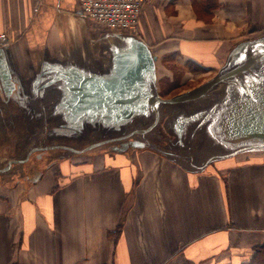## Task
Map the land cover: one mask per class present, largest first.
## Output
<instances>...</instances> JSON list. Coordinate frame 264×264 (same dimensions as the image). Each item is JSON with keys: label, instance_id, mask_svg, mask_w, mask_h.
Here are the masks:
<instances>
[{"label": "crops", "instance_id": "obj_1", "mask_svg": "<svg viewBox=\"0 0 264 264\" xmlns=\"http://www.w3.org/2000/svg\"><path fill=\"white\" fill-rule=\"evenodd\" d=\"M146 1L136 35L156 57L162 98L205 82L235 44L264 34V0H217L199 10L207 18L192 0ZM0 32L10 39L0 47V264H215L264 244L263 153L184 169L116 135L129 154L64 160L59 177L54 161L34 178L31 166L13 170L28 164L44 119L53 132L70 125L71 77L110 74L118 40L132 34L82 18L77 0H0Z\"/></svg>", "mask_w": 264, "mask_h": 264}, {"label": "water", "instance_id": "obj_2", "mask_svg": "<svg viewBox=\"0 0 264 264\" xmlns=\"http://www.w3.org/2000/svg\"><path fill=\"white\" fill-rule=\"evenodd\" d=\"M155 59L141 39L133 35L120 37L113 52L110 74L95 78L76 73L71 77L69 88L74 100L71 115L65 118L70 125L59 133L72 137L68 134H78L73 129H81L84 123L98 122L103 128L119 130L125 129L135 118L144 117L155 122L163 118L167 120L165 125L172 127L181 122L195 123L197 128L189 132V139L194 135L202 137L208 127H224V131L212 139L223 146L217 145V150L211 152L197 149L201 157L194 164L188 158L192 140L187 139L185 145L177 140L173 147L164 150L141 141V145L161 151L184 169L192 166L203 170L212 162L240 153L264 152V34L235 44L211 78L169 98L158 94ZM60 71L57 77L63 80L64 71ZM75 103L82 106L81 110L73 107ZM70 128L72 130L68 131ZM121 133L119 139L129 135Z\"/></svg>", "mask_w": 264, "mask_h": 264}, {"label": "rangeland", "instance_id": "obj_3", "mask_svg": "<svg viewBox=\"0 0 264 264\" xmlns=\"http://www.w3.org/2000/svg\"><path fill=\"white\" fill-rule=\"evenodd\" d=\"M154 0H152L153 2ZM159 1H164V0H155V2L161 3ZM146 0L145 3L143 5L142 8V12L143 9L145 7L146 4ZM201 1H199L200 3ZM198 4V3H197ZM200 5V4H199ZM141 12V14H142ZM199 14H201V12H199ZM203 15V17L207 18L206 15ZM141 17V15H140ZM139 24H140V18H139V22L136 26L135 29L131 30V31H127V33L129 34H134L135 37H137L136 32L138 31L139 28ZM173 61H171L172 63ZM174 72L176 71V76H178L179 74V70L174 69ZM178 84V79L177 77H175V79L171 82L170 86H177ZM191 85L186 86L190 87ZM192 89V88H190ZM188 89V90H190ZM168 90L167 88H162L161 94L162 95H166L165 91ZM178 92H176V90H171V92H169V94H176ZM47 119V118H46ZM44 119L45 121H47L49 124L47 125L48 127H45V129L48 131L46 132H39V133H34V148H36V150H34V152L32 153V155L30 156V159L28 161L27 165H18V166H12L13 170L14 169H19L22 168L23 170L29 166H31V172H30V177L34 178L38 175V173H42L43 170L45 169L46 165L48 163H50L51 161H54V163L59 162L58 159H62V158H66L62 161H68V164L70 163V161H75V160H83V158H87L93 155H97L96 153H108L107 155H111L115 152H117L119 150V153H125V154H129L133 148L131 146V144H127V145H122V141L126 142L127 140H135V141H148L151 142V144H153L154 146H156L158 149L159 148H168L171 147L173 143H177L178 138H176V134L174 133L171 129V126L165 125V122L167 120H162L161 118H159L157 120V122L155 121H149L144 117H139V118H135L128 126H126V128H120L119 130H114L111 128H103L101 127L100 124H98V122H96L97 124H86L84 123L82 125V133H78V134H68L70 136L73 137V135H78L75 136V140L73 141V139H69V137L67 139H65L67 136L65 134H61L58 132H53V129H51L53 127V119L49 118V119ZM39 121L40 118H34V121ZM42 121V119H41ZM40 121V122H41ZM39 122V124H40ZM155 122V123H153ZM51 124V125H50ZM51 126V127H50ZM42 129V128H41ZM124 129V130H123ZM135 130V132H134ZM141 131V132H138ZM124 132V134H127L129 132V136L125 139V138H120V140L122 141H115L112 142L111 138H114V136H116L118 134L121 135ZM130 132H132L130 134ZM121 133V134H120ZM181 134V133H180ZM181 136L183 138L189 139L190 137V133L186 132L185 134L182 133ZM65 137V138H64ZM108 140V142L105 143H100L102 141ZM190 141V145H189V151L190 153L188 154V158L191 159L193 162H199L198 159L199 157H201L199 155V153L196 152L197 149L194 148V145H196V141L198 142L199 140H201L200 136H196L194 135V137ZM179 141V140H178ZM94 145V146H92ZM185 145V144H184ZM56 146H61L59 148H56ZM92 146V147H91ZM217 144H215V142H213V140H205L204 144L202 145L203 150L205 151H215L217 150L216 147ZM65 147H69L73 150H80L85 148H89L87 150H85L84 152H81L80 154H76L74 152H70L68 151V149H66ZM114 147H117L118 150L115 151L113 150ZM173 147V146H172ZM215 149V150H214ZM28 149H23V153L24 155L28 152ZM111 153V154H110ZM261 153V152H258ZM102 154V155H103ZM245 156V158L249 157L252 153H240L237 155H241ZM100 155V154H99ZM38 156L40 157L38 159ZM82 156V157H81ZM236 156V155H235ZM191 157V158H190ZM185 161V160H184ZM222 161H216V164H219ZM33 163V164H30ZM60 163V162H59ZM57 164H54V166H52V168H50V171H55L56 170V166ZM215 164V162H214ZM213 165V163H212ZM26 171V170H25ZM17 172V171H16ZM13 181H8V183H11ZM250 249V248H248ZM247 249V250H248ZM245 251V250H243ZM227 261V260H225ZM225 261H221V262H215V264H222Z\"/></svg>", "mask_w": 264, "mask_h": 264}, {"label": "built area", "instance_id": "obj_4", "mask_svg": "<svg viewBox=\"0 0 264 264\" xmlns=\"http://www.w3.org/2000/svg\"><path fill=\"white\" fill-rule=\"evenodd\" d=\"M80 15L94 24L112 31L136 28L145 0H77ZM10 39L0 32V47L9 48Z\"/></svg>", "mask_w": 264, "mask_h": 264}, {"label": "trees", "instance_id": "obj_5", "mask_svg": "<svg viewBox=\"0 0 264 264\" xmlns=\"http://www.w3.org/2000/svg\"><path fill=\"white\" fill-rule=\"evenodd\" d=\"M199 1L201 2L199 3ZM192 2L199 16V10H202V8L204 9V7H207L210 9L213 7L215 9L217 7V0H192ZM261 153L264 154V152ZM64 165V161L57 164L56 170L54 171L57 177L60 176ZM222 264H264V244L251 247L245 251L234 253L232 259H229Z\"/></svg>", "mask_w": 264, "mask_h": 264}, {"label": "bare ground", "instance_id": "obj_6", "mask_svg": "<svg viewBox=\"0 0 264 264\" xmlns=\"http://www.w3.org/2000/svg\"><path fill=\"white\" fill-rule=\"evenodd\" d=\"M161 119L166 120L163 118H161ZM195 128H197V126L195 125V123H192V122H187V123L181 122L178 126H175V127L171 126V129L174 133H177L178 130H181L180 131L181 133L192 132ZM223 131H224V127L221 125H214V126L208 127L206 129V131L202 132L203 136L200 137L201 140H199L198 142L196 141V145H194V148L195 149H202V145L204 144L206 139L212 140L216 137L215 134L221 133ZM175 136H176V138H178L179 144H181L180 141H185L186 144L188 143V140L186 138H183L182 136H180V134H176ZM179 136L181 137L182 140L179 138ZM215 144H217L220 147L223 146V144L221 142H215Z\"/></svg>", "mask_w": 264, "mask_h": 264}]
</instances>
